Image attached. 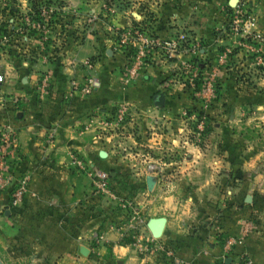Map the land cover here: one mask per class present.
<instances>
[{
	"label": "rangeland",
	"instance_id": "1",
	"mask_svg": "<svg viewBox=\"0 0 264 264\" xmlns=\"http://www.w3.org/2000/svg\"><path fill=\"white\" fill-rule=\"evenodd\" d=\"M150 1L159 8L151 10L146 0H0V32L5 35L0 37L5 72L0 108H9L11 118L28 101L34 105L31 116L53 120L59 107L84 96L72 92L71 80L80 83L89 76L94 91L100 82L94 73L107 68L120 73L115 87L125 95L107 107L97 106L87 115L92 119L79 123L94 139L93 155L96 150L108 155L97 151L102 161L93 167L79 153L72 158L89 172L82 200L89 215L100 220L87 241L96 259L110 256L109 241L99 236L104 229L115 232L117 242L136 251L138 244H146L141 253L159 257L154 246L163 231L152 237L145 223L163 215L166 196L189 200L201 211L251 203L253 212L264 217V0H236L233 6L227 0ZM192 22L200 25L197 33L188 27ZM165 26L173 31L156 32ZM125 29L132 36L122 40ZM180 32L187 38L181 48L190 49L181 56L138 39L175 38ZM86 42L92 46L89 52L81 49ZM104 48L122 53L124 62L107 57ZM138 48H145V54L139 55ZM19 58L33 71L26 82L5 70L20 65ZM146 63L158 68L155 76L162 83L157 89L174 90L172 100L161 107L137 98L142 90L134 86L135 76L149 78L142 76ZM107 80L113 86L116 77ZM225 99L234 102L220 109ZM1 110L0 138L7 125L15 138ZM65 112L60 119L78 115ZM16 151L15 146L13 156ZM194 152L199 153L196 160L191 159ZM146 173L156 179L150 190L145 188ZM207 174L213 175L207 177L213 183L194 188Z\"/></svg>",
	"mask_w": 264,
	"mask_h": 264
},
{
	"label": "crops",
	"instance_id": "2",
	"mask_svg": "<svg viewBox=\"0 0 264 264\" xmlns=\"http://www.w3.org/2000/svg\"><path fill=\"white\" fill-rule=\"evenodd\" d=\"M146 2L151 10L159 8V5L153 7L154 3L150 0ZM196 24L192 22L188 27L197 33L200 25ZM170 29L165 26L156 32L164 34L173 31ZM192 37L195 39L197 36ZM216 40L219 43L220 38ZM81 49L89 52L92 46L86 42ZM189 50L186 47L179 49L176 55L181 56ZM104 51L110 54L107 57H115V60L121 59L124 62L122 53L113 52L109 48H104ZM220 56L219 53L218 57ZM19 60L20 65L12 69L6 67L5 70L8 69L9 75L26 82L33 71L25 64L27 60ZM143 67L145 74L142 76L147 74L149 78L143 80L135 76L134 86H140L138 89L142 90L137 98L146 105L152 104V95L161 90L165 103L172 100L173 88L165 92L162 88L157 89L162 83H158L161 78L157 79L155 76L158 74L157 66L146 63ZM94 74L100 81L94 87L95 90L67 108L59 107V115L53 114V120L48 115L31 116L29 113L34 105L28 101L14 112L12 118L7 114L9 108H0L2 119H8L14 128L17 151L12 162L15 172L27 175L26 190L14 205L10 204L9 190H0V264H171L162 252L156 257L151 253H138L130 244L117 242L115 232L107 229L99 236L109 241L110 256L99 255L97 259L94 258V248L87 244L100 220L98 216L89 215L88 206L82 200L83 195L84 198L87 197L85 193L89 182L86 174L89 172L83 171L85 167H78L72 158L79 153L88 160L90 167H93L95 161L98 163L102 159L97 156L98 150L93 155L91 142L94 139L89 130H83L79 123L92 119L87 115L91 110L94 112L97 106L107 107L115 99L125 95L122 89L115 87V84H119V71L107 68ZM218 75L224 78L221 72ZM112 76L116 77L113 86L107 80ZM144 85L148 86L147 89ZM228 90H231L230 86ZM72 92L79 94L75 90ZM225 101L219 102L220 109L230 108L234 102ZM64 110L65 115L67 112L78 115L60 119ZM198 154L194 152L191 159L196 160ZM107 155L108 152H105L104 156ZM189 171L193 173L195 169ZM209 175H205L204 181H199L200 185L194 188L211 185L213 182L207 178ZM187 179H190V175ZM183 183L189 182L184 179ZM155 184L156 179L153 185ZM250 204L223 211H216L208 206L209 208L201 211L197 204L189 200L178 197L170 199L166 196L162 203L165 223L159 241H165L178 258L192 264H226V259L229 262L236 257L248 258L253 264H264V217L253 212ZM80 245L88 249L86 255L79 252Z\"/></svg>",
	"mask_w": 264,
	"mask_h": 264
},
{
	"label": "built area",
	"instance_id": "3",
	"mask_svg": "<svg viewBox=\"0 0 264 264\" xmlns=\"http://www.w3.org/2000/svg\"><path fill=\"white\" fill-rule=\"evenodd\" d=\"M237 5V2H235ZM135 32V30H133ZM4 37V33L0 32V37ZM122 40H127L129 37L132 36L131 30L125 29L120 33ZM184 34L179 33L175 38H162L156 40H147L144 37H138L141 44L149 45L148 43H152L157 47H163L167 53H174V51H179L181 48V43L183 41ZM185 40V38H184ZM146 49L138 48L137 52L139 55L145 54ZM175 52V53H176ZM84 63H87V60H84ZM5 81V72L0 65V85ZM74 90L77 92L87 95L91 91L92 88V78L87 76L83 79L82 82L78 83L75 80L70 81ZM11 96H9L10 98ZM12 130L8 125L6 126V131L4 133L1 132L2 137L0 138V190L7 189L10 192V204L14 205L23 193L26 190L27 185V176L26 175H19L16 176L15 174V165H13L12 159H14V148L16 146L15 138L12 136ZM7 152V148H9ZM79 161L77 160V163ZM79 166L81 164H78ZM13 182V184H12ZM158 249L159 252L165 256L167 260L171 262V264H192L190 261H183L178 258L172 247H170L165 241H161L159 243H155L154 246ZM147 248L146 244H138L136 249L138 252L141 253L142 250ZM228 264H253L252 261L248 258L244 257H236L228 262Z\"/></svg>",
	"mask_w": 264,
	"mask_h": 264
},
{
	"label": "water",
	"instance_id": "4",
	"mask_svg": "<svg viewBox=\"0 0 264 264\" xmlns=\"http://www.w3.org/2000/svg\"><path fill=\"white\" fill-rule=\"evenodd\" d=\"M235 2H236V0H227V3L229 6H233L235 4ZM163 103H164L163 91H161V90L156 91L152 95V104L156 107H161L163 105ZM98 155L104 156L105 152L99 150ZM154 181H155V176L153 174L146 173L144 175V183H145L146 190H150L152 188ZM245 198H248L247 194L245 195ZM164 223H165V217L163 215H156V216L148 217L145 225H146V228L148 229V231L152 237H158L162 233ZM87 251H88V249L85 246H83V245L79 246V252L82 255H86ZM227 261L228 260L226 259L225 260L226 264L228 263Z\"/></svg>",
	"mask_w": 264,
	"mask_h": 264
},
{
	"label": "trees",
	"instance_id": "5",
	"mask_svg": "<svg viewBox=\"0 0 264 264\" xmlns=\"http://www.w3.org/2000/svg\"><path fill=\"white\" fill-rule=\"evenodd\" d=\"M194 22H195V20H194Z\"/></svg>",
	"mask_w": 264,
	"mask_h": 264
}]
</instances>
